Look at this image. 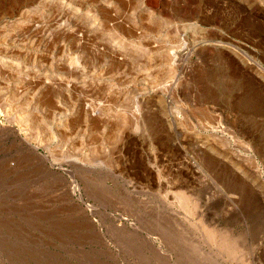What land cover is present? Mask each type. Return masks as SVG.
I'll return each mask as SVG.
<instances>
[{
	"label": "rangeland",
	"instance_id": "rangeland-1",
	"mask_svg": "<svg viewBox=\"0 0 264 264\" xmlns=\"http://www.w3.org/2000/svg\"><path fill=\"white\" fill-rule=\"evenodd\" d=\"M0 264H264V0H0Z\"/></svg>",
	"mask_w": 264,
	"mask_h": 264
},
{
	"label": "bare ground",
	"instance_id": "bare-ground-1",
	"mask_svg": "<svg viewBox=\"0 0 264 264\" xmlns=\"http://www.w3.org/2000/svg\"><path fill=\"white\" fill-rule=\"evenodd\" d=\"M46 1V0H45ZM46 4V3H45ZM69 5V4H68ZM160 12H158V14H157V16L155 17V20L153 21V23H152V25H150V26H152L151 27V32H153V29L155 30V31H159V30H161L162 29V27H164V22L163 21H161V18L162 17H160ZM34 16V15H33ZM106 16V15H105ZM109 17V16H108ZM144 29V28H143ZM149 29V28H148ZM157 29V30H156ZM233 234V233H232ZM231 237V236H230ZM235 237V236H234ZM237 237V236H236ZM226 239V238H225ZM228 239V243H227V241H226V243H225V247H226V251L225 252H227L226 254H227V256L229 255L230 257H236V258H240V259H243V255H242V257H241V255H238L239 254V247H237L238 245H236V242L235 241H231L230 239L231 238H227ZM236 260V259H235ZM241 261V260H240ZM243 261V260H242ZM245 261V260H244Z\"/></svg>",
	"mask_w": 264,
	"mask_h": 264
}]
</instances>
